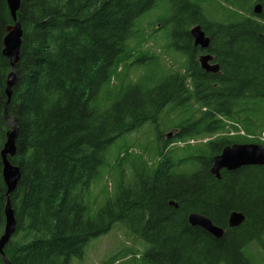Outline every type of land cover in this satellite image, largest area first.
<instances>
[{"label":"trees","instance_id":"1","mask_svg":"<svg viewBox=\"0 0 264 264\" xmlns=\"http://www.w3.org/2000/svg\"><path fill=\"white\" fill-rule=\"evenodd\" d=\"M154 10H164L171 45L188 56L180 71L165 70L158 54H135ZM18 17L21 61L8 111L18 120V152L10 160L21 178L11 195L16 232L5 248L11 264H70L116 222L147 243L148 264H264V166L224 169L220 180L210 170L227 145H264V0H22ZM12 23L8 1L0 0V238L7 223L1 153L11 71L3 50ZM196 25L224 63L227 88L219 90L199 65L190 33ZM147 61L155 67L131 79L126 68H145ZM167 108L179 113L164 124L187 146L169 148L160 134L154 154L123 155L119 148L132 178H120L114 196L92 210L86 197L110 165V145L148 122L158 129ZM225 129L238 134L220 135ZM199 137L210 139L189 142ZM232 211L245 215L241 226L229 225ZM191 212L208 216L224 237L191 226ZM251 244L259 253H250Z\"/></svg>","mask_w":264,"mask_h":264},{"label":"rangeland","instance_id":"2","mask_svg":"<svg viewBox=\"0 0 264 264\" xmlns=\"http://www.w3.org/2000/svg\"><path fill=\"white\" fill-rule=\"evenodd\" d=\"M207 7L212 8L209 4H207ZM164 14V10H154L144 20L142 30L146 43H144L143 47L136 50L135 54L144 50L149 51V53L158 54L160 56L159 61L164 65V69L170 68L171 73H174L183 69L186 56L182 50H178L171 45L172 41L169 33L173 29L164 27L161 21V16ZM135 65L136 63H133L131 67L126 68L128 75L133 80L137 79L144 71L154 68L156 62L147 61L146 69L136 68ZM169 109L167 108L162 115L161 124L158 129H155L154 123L148 122L136 131L133 130L125 133V135L110 145L108 154L110 165L103 169L101 175L93 181L90 192L86 197V201L92 210H96L105 203L107 199L106 195L114 196L120 178L124 181L132 178L130 166L128 164L124 165V163H121L120 158L118 159L117 151L119 148H121L123 155L127 154L128 149L135 154L141 153L143 150H145L146 154H154L158 146L157 141L160 134L162 137L161 144L166 140L170 141L168 143L169 148H183L187 146L188 141H178L176 138L178 130L175 127L164 124L168 118L167 115L176 117L179 113L178 111L167 112ZM231 132L232 130L225 129L220 135H231ZM168 134H171L170 137H168ZM218 136L216 134L213 138H217ZM209 139V137L205 139L199 137L189 142L204 144ZM262 141H264V135ZM182 153L181 151L180 154ZM184 168L192 169L194 166L188 165ZM147 247V243L139 236L133 235L123 222H116L109 232L107 231L105 234L91 238L85 246L83 256L72 259L70 264H148L143 257ZM249 248L248 250L252 255L256 253V249L258 253L261 249L257 244H251Z\"/></svg>","mask_w":264,"mask_h":264},{"label":"water","instance_id":"3","mask_svg":"<svg viewBox=\"0 0 264 264\" xmlns=\"http://www.w3.org/2000/svg\"><path fill=\"white\" fill-rule=\"evenodd\" d=\"M8 5L12 14L13 23L9 25L7 34L4 38V50L3 53L10 59L11 71L7 79V96L8 101L6 105L5 118L8 124L7 140L2 150L3 161V177L7 185L6 193V206H5V230L0 238V254L3 257L4 264H11L5 254V248L9 244L16 232V217L15 210L11 203V195L18 187L19 180L21 178L20 167L13 164L10 157L13 158L17 155L16 140L18 137L19 127L18 120L12 118L8 111V106L12 97V89L18 78L17 65L21 61V46L23 39V29L19 22L18 13L21 8L22 0H7ZM263 6L260 2L254 5V14H261ZM190 33L194 38L196 46H200L203 49H207L210 46L211 39L206 35L205 31L200 25H196L190 28ZM213 59L210 54H203L199 58V63L203 69L211 72H217L219 65L211 64L210 61ZM171 134H168L170 137ZM243 166H264V145L256 142L248 143H234L227 145L223 148L220 154L213 157V164L211 166V173L217 178H222V170L226 169L229 171L239 169ZM171 204H175V201H171ZM178 207V204H175ZM246 217L241 211H232L229 216V225L232 227L240 226ZM188 222L191 226L201 227L204 230L211 233L216 238L224 237L225 229L217 226L208 216L199 213L191 212L188 215Z\"/></svg>","mask_w":264,"mask_h":264},{"label":"flooded vegetation","instance_id":"4","mask_svg":"<svg viewBox=\"0 0 264 264\" xmlns=\"http://www.w3.org/2000/svg\"><path fill=\"white\" fill-rule=\"evenodd\" d=\"M210 45H211V42H210ZM193 46L197 49V52L199 53L198 54V61H199L200 56L203 55V54L212 55L213 59L210 61V63L219 65V70L217 72L207 71L206 69L202 68L201 63H199V65L201 66V69L204 70L206 73L214 75V78L217 80L216 87H218L219 90L223 89V87L225 88L226 84L224 82L229 80V79L227 77H224V74L226 75V70H225V67H224V63L221 61V58H219V56L216 53H211V51L209 50L210 46L207 49H203L200 46H196L195 43H194V38H193ZM185 56H186V59H187L188 56L187 55H185ZM186 75L187 76L188 75L191 76V73H187ZM226 88H227V86H226ZM236 134H238V131L233 129L232 132H231V135H236Z\"/></svg>","mask_w":264,"mask_h":264}]
</instances>
